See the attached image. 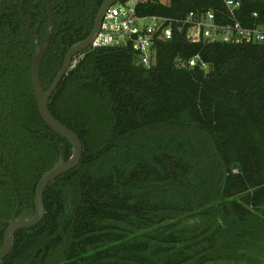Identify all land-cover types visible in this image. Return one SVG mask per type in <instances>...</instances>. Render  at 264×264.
I'll return each instance as SVG.
<instances>
[{
	"label": "trees",
	"instance_id": "1",
	"mask_svg": "<svg viewBox=\"0 0 264 264\" xmlns=\"http://www.w3.org/2000/svg\"><path fill=\"white\" fill-rule=\"evenodd\" d=\"M102 1L51 0L44 88ZM23 2L41 39L45 0ZM240 2L242 18L257 11L264 22V0ZM207 9L223 10L222 0L136 7L172 17ZM33 50L18 7L0 3L1 220L16 202L1 178L20 207H32L42 173L59 150L71 154L38 113ZM194 55L207 71L181 64ZM48 106L80 138L81 160L46 187L43 220L15 234L0 264H264V43H194L175 33L157 42L149 67L128 45L90 47Z\"/></svg>",
	"mask_w": 264,
	"mask_h": 264
},
{
	"label": "built area",
	"instance_id": "2",
	"mask_svg": "<svg viewBox=\"0 0 264 264\" xmlns=\"http://www.w3.org/2000/svg\"><path fill=\"white\" fill-rule=\"evenodd\" d=\"M141 0H115L106 10L91 47L130 46L137 62L149 67L155 62L156 44L170 39L175 33L184 34L190 42L229 44L264 43V22L253 11L251 19L242 18L240 0H222L223 10L189 11L181 17L138 15ZM182 65H208L194 55Z\"/></svg>",
	"mask_w": 264,
	"mask_h": 264
},
{
	"label": "water",
	"instance_id": "3",
	"mask_svg": "<svg viewBox=\"0 0 264 264\" xmlns=\"http://www.w3.org/2000/svg\"><path fill=\"white\" fill-rule=\"evenodd\" d=\"M115 0H103L95 17L93 20V25L88 33L83 39L73 43L66 51L61 66L54 75L52 81L44 88L40 81V69L43 56L47 50L49 40L54 28V15L52 12L51 0H45L46 10H47V29L43 36L42 42L39 41L36 31L31 29V16L23 15L22 3L18 2H5L0 0L1 3L8 5L14 4L19 6V16L22 20L28 18L26 24L27 34L33 40L34 50L32 58V66L30 69V82L33 94L36 99L37 109L42 120L57 134L64 137L71 146V154L67 159H64L62 152L60 151L57 161L46 171L43 172L41 177L36 183L33 203L34 208L24 210L18 215L16 211L13 216L8 220L7 226L3 231L2 243L0 246V261H2L12 250L14 237L17 231L21 229H28L37 225L44 215V205H43V195L46 187L60 175L70 171L71 169L77 167L81 160L82 155V142L78 135L69 127L60 122L50 111L48 103L49 100L59 85L64 74L69 70L72 64V60L75 55L88 49L95 36L99 31L101 21L106 10L110 5L114 3ZM154 2L158 0H152ZM121 45H124L121 42ZM15 198L17 195L15 193ZM17 209V207H16Z\"/></svg>",
	"mask_w": 264,
	"mask_h": 264
},
{
	"label": "flooded vegetation",
	"instance_id": "4",
	"mask_svg": "<svg viewBox=\"0 0 264 264\" xmlns=\"http://www.w3.org/2000/svg\"><path fill=\"white\" fill-rule=\"evenodd\" d=\"M3 1H5V0H3ZM5 2H18V3H22V10H23V15L24 16H26V15H30L31 16V29H32V22H33V17H32V13H31V9L28 7V6H25V4H24V2H23V0H21V1H18V0H13V1H5ZM1 3V2H0ZM1 4H3V3H1ZM4 6H17L18 7V14H19V6L18 5H12V4H8V5H5V4H3ZM51 5H52V2H51ZM45 8H46V3H45ZM24 9H26V13H24ZM99 9V8H98ZM52 12H53V7H52ZM46 14H47V10H46ZM53 15H54V13H53ZM20 17V16H19ZM21 19V18H20ZM22 20V19H21ZM22 21H24V20H22ZM27 21H28V18L24 21V22H26V24H27ZM54 21H55V16H54ZM47 29V28H46ZM36 31V33H37V35H38V29H37V26L36 27H34V29H32V31ZM53 30H54V28H53ZM27 32V31H26ZM45 32H46V30H45ZM45 32H44V34H45ZM52 33H53V31H52ZM52 35V34H51ZM44 36V35H43ZM51 38V37H50ZM38 39H39V41L40 42H42V40H43V37L40 39L39 38V36H38ZM33 41V40H32ZM50 41V40H49ZM48 46H49V44H48ZM91 47V46H90ZM89 47V48H90ZM48 48V47H47ZM47 51V50H46ZM85 51V50H84ZM83 51V52H84ZM82 53V52H81ZM81 53H79V54H77V55H81ZM77 55H75L74 56V59H75V57L77 56ZM72 62H73V60H72ZM41 70V69H40ZM60 151L62 152V154H63V151L62 150H59V153H60ZM59 153H58V156H59ZM63 157H64V155H63ZM58 159V158H57ZM65 159V158H64ZM67 159V158H66ZM57 161V160H56ZM55 161V162H56ZM54 162V163H55ZM53 163V164H54ZM52 164V165H53ZM49 169V168H48ZM72 170V169H71ZM46 171V170H45ZM43 174V173H42ZM41 177V176H40ZM1 179H3V180H5V181H7L10 185H11V188H12V190H13V193H14V199L16 200V202H15V206H14V209H13V211H12V214H11V216H10V218L13 216V214H14V212L16 211V215H18L19 213H21L22 211H24V210H28V209H33L34 208V203H33V206L31 207V206H29V207H20V199H19V196H18V194H17V192H16V190H15V187H14V185L8 180V179H6V178H1ZM39 180V179H38ZM36 186V185H35ZM34 190H35V188H34ZM15 193H16V195H17V198H15ZM33 196H34V193H33ZM32 202H33V198H32ZM43 205H44V200H43ZM16 207H17V209H16ZM44 214H45V206H44ZM9 218V219H10ZM43 218H44V215H43ZM43 218L41 219V221L43 220ZM9 219H6V220H1L0 219V223H2L3 225H4V228H3V231H4V229H5V227L7 226V222H8V220ZM40 221V222H41ZM39 222V223H40ZM38 223V224H39ZM37 224V225H38ZM36 226V225H35ZM34 227V226H33ZM32 228V227H31ZM29 229V228H28ZM18 232V231H17ZM16 232V233H17ZM2 236H3V234H2ZM2 243V242H1ZM5 259V258H4ZM3 259V260H4ZM2 260V261H3ZM1 262V261H0Z\"/></svg>",
	"mask_w": 264,
	"mask_h": 264
},
{
	"label": "rangeland",
	"instance_id": "5",
	"mask_svg": "<svg viewBox=\"0 0 264 264\" xmlns=\"http://www.w3.org/2000/svg\"><path fill=\"white\" fill-rule=\"evenodd\" d=\"M161 2H166L167 0H160ZM81 55H77L76 58L73 60V63H76L78 59H80Z\"/></svg>",
	"mask_w": 264,
	"mask_h": 264
}]
</instances>
